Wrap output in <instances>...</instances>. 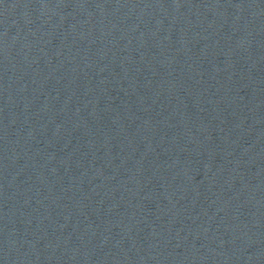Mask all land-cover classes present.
Segmentation results:
<instances>
[{"label": "water", "instance_id": "water-1", "mask_svg": "<svg viewBox=\"0 0 264 264\" xmlns=\"http://www.w3.org/2000/svg\"><path fill=\"white\" fill-rule=\"evenodd\" d=\"M0 264H264V0H0Z\"/></svg>", "mask_w": 264, "mask_h": 264}]
</instances>
